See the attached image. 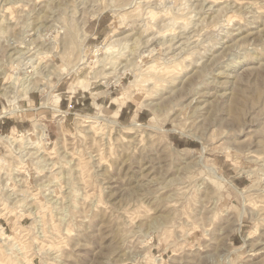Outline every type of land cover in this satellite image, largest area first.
<instances>
[{
  "label": "rangeland",
  "instance_id": "rangeland-1",
  "mask_svg": "<svg viewBox=\"0 0 264 264\" xmlns=\"http://www.w3.org/2000/svg\"><path fill=\"white\" fill-rule=\"evenodd\" d=\"M74 1L0 0V264H264V0Z\"/></svg>",
  "mask_w": 264,
  "mask_h": 264
},
{
  "label": "bare ground",
  "instance_id": "bare-ground-1",
  "mask_svg": "<svg viewBox=\"0 0 264 264\" xmlns=\"http://www.w3.org/2000/svg\"><path fill=\"white\" fill-rule=\"evenodd\" d=\"M75 1H77V0H75ZM74 1V2H75ZM82 2V0H79L78 2ZM133 1H135V0H132L131 1V3L133 2ZM74 2H72V3H74ZM159 3H163V1L162 0H159ZM134 4H136V2H134ZM133 4V5H134ZM74 5V4H73ZM76 5V4H75ZM130 5V4H129ZM154 5V4H153ZM156 5V4H155ZM128 6V5H127ZM132 6V5H131ZM130 6V7H131ZM75 8H76V6H75ZM154 8V7H153ZM155 8H156V6H155ZM70 10H73L72 8L70 9ZM159 10V12H158V14L160 15V13H163V16L165 15L167 18H168V16H172V17H170L169 19L170 20H175V19H173V16L175 15V14H177L176 12H174L175 14L173 15L172 13H171V9H167V8H165V6L164 7H162V8H159L158 9ZM173 12V11H172ZM170 14V15H169ZM70 16V15H69ZM176 17V16H175ZM81 21V20H80ZM86 22V21H85ZM77 30L78 29H81L82 27H83V24H84V20H82L81 22H77ZM73 25V24H72ZM75 26V25H74ZM65 29H66V27H65ZM76 30V28L74 27H69L68 26V28H67V33H65L66 34V38H65V40H64V38L62 39V40H64V43L65 44H69V45H71L72 43H73V39H74V37L76 36V35H78V31ZM116 33H115V31H110L108 34H107V36L106 37H104V39H103V41H102V43L99 45H96V47H95V51L97 52L98 50H99V48H102V51L100 52V53H97L96 54V56H95V58H92L91 59V61L89 62H86V63H88L90 66H91V71H90V76H91V78H98V77H101L102 79H104V78H107L106 76V74H111L110 72H107V70H109V69H112V70H115L120 64H121V61H119V58H120V56L123 54L122 53V49H123V47H126V45H125V42H123V43H120V44H117L118 46H115V45H112V44H114V42L117 40V39H114L113 38V36L115 35ZM81 35V34H80ZM171 39H173V37L171 38ZM171 39H169V40H167L168 42H169V45H170V43L172 42V40ZM118 41V40H117ZM166 41V39H165V43L167 42ZM137 43V42H136ZM164 43V42H163ZM200 43V42H199ZM64 45V44H63ZM136 45L137 44H135L134 46L136 47ZM161 45V44H160ZM164 45V44H163ZM168 45V46H169ZM112 46H114V47H116L115 49L112 47ZM134 46L130 49V51L133 53L134 51H133V49H134ZM80 51H81V54H80V59H79V64H81V63H83V58H84V49H82V48H80ZM21 52V51H20ZM179 53V52H178ZM136 54V53H135ZM134 54V55H135ZM181 56V55H180ZM127 57V56H126ZM18 58V57H17ZM20 58V57H19ZM130 60V58L128 57L126 60ZM157 59V58H156ZM118 61V62H117ZM132 61V60H131ZM173 62V63H178V62H176V58H168L167 60H166V62ZM171 62V63H172ZM129 63H130V61H129ZM148 63V62H147ZM135 64V63H134ZM161 64V63H160ZM125 65L126 64H122V66H120L119 67V69H121L122 67H125ZM160 66V65H159ZM158 65H157V63H156V60L154 59L151 63L149 62L147 65H146V67L145 68H143V69H141L142 70V73L140 72V74H138L137 72L135 73V72H133L134 73V75H135V80H137V79H139L140 78V75H143L144 77H148V78H152V77H157V76H165V75H168L172 70L170 69L172 66H174L173 64H171L170 65V63H169V65H162V66H160L159 67ZM1 71V70H0ZM3 71V70H2ZM41 72V71H40ZM50 72V71H49ZM105 73V74H104ZM116 73V72H115ZM0 74H2V72L0 73ZM44 74V73H43ZM50 74H51V72H50ZM103 74V75H102ZM102 75V76H101ZM104 75H106V76H104ZM120 75H122V74H120ZM119 75V76H120ZM46 76H48V74H46ZM50 76V75H49ZM17 77V76H16ZM16 77L13 79V81H12V83H11V85L14 83V81H15V79H16ZM27 78V77H26ZM25 78V79H26ZM160 78V77H159ZM18 80V79H17ZM16 80V81H17ZM20 80V79H19ZM21 80H22V78H21ZM33 80V79H32ZM31 80V81H32ZM148 81H150V84H151V88H155V87H158L159 85H161L163 82H167L168 81V79H147ZM170 80V79H169ZM27 81H28V79H27ZM31 81H28V82H26V81H20V87L19 88H21L20 89V91L21 92H23L24 93V95H27L28 93H29V91H31V90H35V89H38V90H44V88L42 87V86H39V84L37 85V84H34V82H32L33 84H31ZM37 85V86H36ZM18 87V86H17ZM42 87V88H41ZM8 88H9V86L7 87V86H5L4 87V90L2 91V93H1V95H3L4 97H12L11 95H8L7 94V92L9 91L8 90ZM10 88H11V86H10ZM8 90V91H7ZM9 92H11L12 93V90L11 91H9ZM124 95L125 94H127L126 92L125 93H123ZM13 95H14V93H13ZM155 108V107H154ZM154 108H153V110H154ZM17 108L16 107H12V108H7V109H5V110H3L2 112H1V114H5V113H8V112H14L15 110H16ZM90 118H92V119H94V118H96L98 121H100V122H103L104 124H106V125H109V124H118L119 125V123L117 122V120H114V119H111V118H109V117H106V116H104V115H101V113L100 112H98V113H95V114H91L90 116H89ZM131 125H139V123H137L136 121H134V120H132V122H131ZM38 133H39V136L37 137L38 139H37V141L36 140H30L29 138H26L25 140H23V141H17V140H14V138H12V136H10L9 134L7 135H2V136H0V141L2 142V143H4L8 148H10V149H12V151L13 152H16V150L17 149H19V150H21V151H18V152H16V153H19L20 154V156L19 157H23L22 155H26V154H28V155H32V153L30 152V150H28L27 152H24V149L26 148V149H32L34 146H32L31 144H35L36 146H37V143L39 142V140H40V138L42 137V134L44 133L45 134V132H44V129L42 128V127H39V130H38ZM15 142V143H14ZM31 145V146H28V145ZM17 145V147L15 148L14 146H16ZM24 152V154H22ZM17 155V154H16ZM38 158V157H37ZM41 158V157H40ZM38 160H39V158H38ZM37 161V160H36ZM39 162V161H38ZM40 163V162H39ZM47 163H44L43 165H40L41 167H44L45 165H46ZM209 170H211L212 171V174L215 176V177H217V178H219L220 180H222L223 178L220 176V175H218V173H216V171H215V168L214 167H210L209 168ZM5 187H6V185H4ZM6 190H8L7 188H6ZM15 193L12 191V195H10V196H13ZM15 198V197H14ZM35 208V207H34ZM30 209H33L32 207L30 208ZM31 211V210H30ZM32 213H33V215L37 218H39L40 217V215L38 216L37 215V210H34V211H32ZM0 234H1V238L0 239H6V237H8V236H3L4 234H3V232L2 231H0Z\"/></svg>",
  "mask_w": 264,
  "mask_h": 264
},
{
  "label": "crops",
  "instance_id": "crops-1",
  "mask_svg": "<svg viewBox=\"0 0 264 264\" xmlns=\"http://www.w3.org/2000/svg\"><path fill=\"white\" fill-rule=\"evenodd\" d=\"M84 86H85V85H84ZM27 96H28V94H27ZM27 96H26V97H27ZM118 107H119V108H118ZM117 108H118V109H117L116 113L120 110L121 105H118Z\"/></svg>",
  "mask_w": 264,
  "mask_h": 264
}]
</instances>
